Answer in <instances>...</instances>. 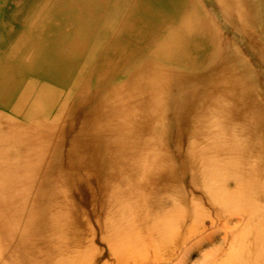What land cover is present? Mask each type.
I'll return each instance as SVG.
<instances>
[{
	"label": "bare ground",
	"instance_id": "obj_1",
	"mask_svg": "<svg viewBox=\"0 0 264 264\" xmlns=\"http://www.w3.org/2000/svg\"><path fill=\"white\" fill-rule=\"evenodd\" d=\"M15 15L0 264H264V0H22Z\"/></svg>",
	"mask_w": 264,
	"mask_h": 264
},
{
	"label": "rangeland",
	"instance_id": "obj_2",
	"mask_svg": "<svg viewBox=\"0 0 264 264\" xmlns=\"http://www.w3.org/2000/svg\"><path fill=\"white\" fill-rule=\"evenodd\" d=\"M21 2H22V0H5V1L0 0V15L2 16V17L0 16V33L4 34L6 31L12 32L13 30H15L18 27L20 22H19V20H17L18 18H16L15 14H17V12L20 10ZM1 10H3V11H1ZM261 25H264V23L263 24L261 23ZM5 26H7L8 30H4ZM210 214L212 215L211 211H210ZM193 218L194 217H192V219ZM101 249H104V247L102 246Z\"/></svg>",
	"mask_w": 264,
	"mask_h": 264
}]
</instances>
